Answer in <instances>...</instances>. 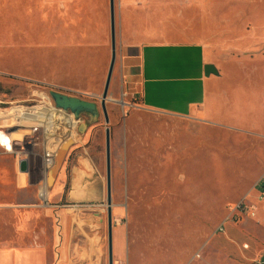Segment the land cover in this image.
I'll return each instance as SVG.
<instances>
[{"label":"rangeland","instance_id":"374dc122","mask_svg":"<svg viewBox=\"0 0 264 264\" xmlns=\"http://www.w3.org/2000/svg\"><path fill=\"white\" fill-rule=\"evenodd\" d=\"M115 2L118 54L124 41L201 44L224 78L233 69L240 78H255L264 68V0ZM103 42L102 0H0V127L17 126L13 117L2 115L39 105L41 84L102 97L112 51L104 54ZM118 82L116 71L112 85ZM110 98L116 101L108 103L110 124L102 114L81 146L107 176L106 130L111 129L112 187L124 209L127 239L120 264H260L264 202H258L255 218L236 219L232 212L245 198L256 204L264 191V139L247 125L233 128L226 110L201 125L148 110L139 99L126 100L125 107L112 88ZM75 147L64 163L57 159L51 175ZM0 165L9 167H0V206L36 204L41 159L31 160L28 190L17 186L14 156L0 149ZM69 179L70 171L67 188ZM47 223L33 225L46 230Z\"/></svg>","mask_w":264,"mask_h":264},{"label":"crops","instance_id":"0c3cea01","mask_svg":"<svg viewBox=\"0 0 264 264\" xmlns=\"http://www.w3.org/2000/svg\"><path fill=\"white\" fill-rule=\"evenodd\" d=\"M102 40L105 54L110 47L112 50L110 0L109 5L107 0H102ZM111 58L112 51L111 57L106 58L108 68ZM208 65H213L217 74L207 76ZM116 71L119 82L111 84L113 98L119 95L124 103L128 99L133 102L139 99L148 110L193 118L201 125L204 122L212 124L208 117L219 112L222 115L226 110V121L233 128L247 125L254 129V135L264 139V68L257 71L255 78L247 75L240 78L236 69L224 78L207 48L201 44L124 41L117 55L114 73ZM222 103L226 105L222 107ZM248 118L250 121L246 123ZM25 131L24 139L31 136L30 131ZM81 145H85L84 138L81 144L75 140L76 147L70 154L75 157L71 168L69 157L55 175L51 202L57 207L41 208L38 190L36 204L18 208L0 206V264H109L107 176ZM22 150L17 156L3 153L16 158L17 186L28 190L33 186L31 160L41 159L43 152L26 144ZM25 160L29 162V173L20 172V164ZM2 166L9 169L8 165ZM55 167L56 163L50 178ZM3 171L7 177V170ZM68 171L67 188L64 180ZM112 197L114 262L120 264L125 257L127 239H123L125 214L114 183ZM64 202L66 205H61ZM72 205L79 208H70ZM12 216L17 218L15 226ZM43 219L49 222L47 229L34 228L33 223L40 224Z\"/></svg>","mask_w":264,"mask_h":264},{"label":"built area","instance_id":"2783aa9c","mask_svg":"<svg viewBox=\"0 0 264 264\" xmlns=\"http://www.w3.org/2000/svg\"><path fill=\"white\" fill-rule=\"evenodd\" d=\"M40 86H42V93L38 96L39 105L33 108H22L19 117L18 115L8 116L9 118L13 117L17 126L0 127V149L6 154L16 156L22 154V148L25 147V144L42 150L40 180L38 182L39 206L41 208H55L57 206H54L51 202L50 171L55 166L56 158L61 148L70 140L75 142L76 138L81 136L79 134V127L83 121L77 120L70 112L58 109L51 97V92H58L70 97L97 102L100 100V97L95 94L88 95L80 91L68 90L50 84H41ZM36 108H40V110L33 111ZM19 111L17 110L15 113ZM36 114H39L45 120L42 119L40 122L39 116L35 117L34 122L23 119L24 117L27 118ZM25 130L30 131L31 136L26 139H15L13 137L15 132H23ZM1 135H4L6 139L2 140ZM20 160L22 161L23 159L20 158ZM246 200L247 198L242 200L233 209L232 214L236 216V219L240 216L255 218L260 209L258 202H264V191L255 198L256 204L251 202L246 203ZM89 207L87 206V208ZM70 208H79V206L72 205ZM220 231H224L223 227L220 228ZM260 264H264V258L260 260Z\"/></svg>","mask_w":264,"mask_h":264},{"label":"water","instance_id":"95a60500","mask_svg":"<svg viewBox=\"0 0 264 264\" xmlns=\"http://www.w3.org/2000/svg\"><path fill=\"white\" fill-rule=\"evenodd\" d=\"M111 11V46H112V58L107 75L105 89L102 97H100L101 103L97 101L82 100L76 97H70L58 92H51V97L56 107L65 112L72 113L77 120H82L83 123L79 127V134L83 136L92 125L97 124L102 114L105 118L106 124H110V116L108 111V103L116 102L110 98V89L114 76V71L117 62V21H116V2L110 0ZM206 75L210 76L212 73L217 74V71L213 65L206 66ZM126 105V104H125ZM124 105V106H125ZM74 146V142L70 140L59 151L57 159L58 164L64 163L69 150ZM106 148H107V182H108V227H109V264H115L114 262V246H113V187H112V134L111 129L106 130ZM21 173H29V162L27 160L20 164ZM50 186L52 187L55 182V177L51 176Z\"/></svg>","mask_w":264,"mask_h":264},{"label":"bare ground","instance_id":"6f19581e","mask_svg":"<svg viewBox=\"0 0 264 264\" xmlns=\"http://www.w3.org/2000/svg\"><path fill=\"white\" fill-rule=\"evenodd\" d=\"M123 104V103H122ZM33 111H39V110H33ZM21 112L22 111H20V112H17V113H12V115L14 116V115H18V117L21 115ZM41 112V111H40ZM3 116V118H7L8 116H11V115H7L6 116V114L5 115H2ZM37 116H39L40 117V119H39V121L41 122L42 121V119H43V117H41L39 114H36V115H32L31 117H27V118H23L25 121H29V122H34V119H36L35 117H37ZM43 120H45V118L43 119ZM21 133V131H19V132H15L14 134H13V137L15 138V139H17V136H19V134ZM2 136V140H5L6 139V137L4 136V135H1Z\"/></svg>","mask_w":264,"mask_h":264}]
</instances>
